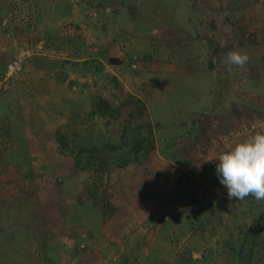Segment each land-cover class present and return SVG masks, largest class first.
<instances>
[{
	"label": "rangeland",
	"instance_id": "rangeland-1",
	"mask_svg": "<svg viewBox=\"0 0 264 264\" xmlns=\"http://www.w3.org/2000/svg\"><path fill=\"white\" fill-rule=\"evenodd\" d=\"M22 48L34 54L4 80ZM230 51L248 62L225 64ZM98 59L113 68L99 72L127 86L103 87L93 102L114 110L91 127L67 117L91 105L68 82L66 93L53 88L54 127H45L44 81H84ZM77 66L79 80L68 75ZM69 92L76 102L64 101ZM260 99L264 0H0V264H237L264 200H229L216 158L260 130ZM149 136L144 158L157 152L166 175L120 156Z\"/></svg>",
	"mask_w": 264,
	"mask_h": 264
},
{
	"label": "clouds",
	"instance_id": "clouds-1",
	"mask_svg": "<svg viewBox=\"0 0 264 264\" xmlns=\"http://www.w3.org/2000/svg\"><path fill=\"white\" fill-rule=\"evenodd\" d=\"M248 60L247 54L230 51L223 62L243 67ZM253 127L260 130L243 140L229 143L216 158L215 171L219 182L227 189L229 200H243L248 196L264 200V123Z\"/></svg>",
	"mask_w": 264,
	"mask_h": 264
},
{
	"label": "crops",
	"instance_id": "crops-1",
	"mask_svg": "<svg viewBox=\"0 0 264 264\" xmlns=\"http://www.w3.org/2000/svg\"><path fill=\"white\" fill-rule=\"evenodd\" d=\"M110 57L113 58V59H118V57L116 55L115 56L114 55H110ZM118 61H120V60L118 59ZM118 61L116 63H118ZM110 62H112V64L115 63V61L113 62L111 60H110ZM92 64H93V67H92V71L90 73V75L92 77L89 76V78H84V81H61V84H60V82H58L56 85H55V82H53V81H44V84H45L44 92H49L51 94V95L45 94V99H44L45 102L47 103L46 106L44 107L45 127L51 126L52 129L54 127V124L52 122V118H53L54 114H53V109H51L52 96H53L54 90H55V89L53 90L54 87L58 89V91H56L57 93H59V92L60 93H66L64 91V88H67L65 86L69 82L70 84H72L74 86L73 90H77L76 96L78 97V99H76V100H82V101H86L85 103H87V102L91 103L90 109L86 110L85 113L81 112V113H76V114L71 113L70 115L67 114V117L75 116V117H83V118H85L86 121H87L86 122L87 123L86 126L89 125L90 127L92 126V119L93 118L95 119L96 117L102 116V114H100L98 110H97L98 112L94 110L96 102H98L100 99L98 98L95 103H93V102L96 100L97 97H99L101 95V92H103V90H104L103 87H109V88L111 87V88H113L114 85L118 84V85H122L126 89L127 86L124 84L123 81H115V78L117 80L118 76L112 70L109 71L110 73H108V71H104L106 74H104L103 72H99L100 71L99 69H101V68L104 69V67L108 68V69L109 68L113 69L111 63H108V62L106 63L105 61H102L101 59H98L97 61H93ZM61 65H63V63ZM77 67H79V66H77ZM63 72H65V73H62L61 76H62V79H65L66 76H67L66 74H67L68 71H64L63 70ZM81 73L82 72H81L80 67H79L77 70H75V73H74V70H70L68 75L70 76V78L71 77H76V79L78 78V80H79L80 77H85V75H82ZM109 74L112 75L113 77H110ZM100 78H102V80H99ZM59 86H60V88H59ZM114 88H115V86H114ZM128 92L131 93L130 95L134 96L133 93L129 89H128ZM69 93L67 94V96L65 95V97H67V99H64V101L70 102V104L72 102H76L74 100L75 98H72V92L70 93L71 95ZM258 101H259V103H258L259 106L264 108V106H263L264 105V100L260 99ZM240 109L239 110L235 109V111L239 112ZM225 116H226V114L224 113L222 116H215V117H220L221 118V117H225ZM60 117L61 116H59V118ZM201 118H204V116H202ZM82 121L85 122L84 119H82ZM62 125H64V121L63 120L60 122V126H62ZM86 128H88V127H86ZM197 130L198 131L202 130L201 129V123L198 126L196 125V129H195L196 132L195 131L194 132L198 133ZM50 132H52V131L50 130ZM34 142H35V145H40L41 147H44L43 149H45V150H50L52 148V147H49L44 140H43V144H42V142H40V141H38V139L36 140L34 138ZM156 146H157V143L155 142V148H156ZM33 148L35 149L36 147L34 146ZM155 156L156 157H153V156L150 157L148 155L146 158L142 157L143 159H142V162H140V163L136 162L135 161L136 159H134L133 162H131V163L134 166H137L138 164L139 165H141V164L146 165L147 163L150 162L149 160H152V162L156 163L155 166L157 167V169L155 171H153L154 173L152 172V174L153 175L155 174L156 176H159L160 174L166 175L164 170L161 171L162 173H160L158 171H159V168L161 167L160 164L164 165V163L166 164L168 162L167 161H163L161 159V156L157 152H155ZM148 157H150V158H148ZM121 172H123V171H121ZM69 175H72V174H69ZM68 181L70 182V180H68ZM146 184L149 185V183H146ZM149 194L150 193L148 192V190H146V192H144V199H146V197H148ZM138 198H140V197H138ZM144 202H146V201H144ZM144 202H143V204L141 202L138 203L140 205V207H145L146 206V205H144L145 204Z\"/></svg>",
	"mask_w": 264,
	"mask_h": 264
},
{
	"label": "trees",
	"instance_id": "trees-1",
	"mask_svg": "<svg viewBox=\"0 0 264 264\" xmlns=\"http://www.w3.org/2000/svg\"><path fill=\"white\" fill-rule=\"evenodd\" d=\"M110 60L113 62L115 61V63L118 61V59H110ZM118 63H119V61H118ZM6 66H7V64H6ZM6 66L4 68V80L10 79V78H5ZM12 78H14V77H12ZM117 87H119V86H117ZM97 105L104 107L102 110H99L100 114H101V112H103L106 109L114 110L112 107L109 106V104L105 100L100 99L98 101ZM134 129H135L134 133L137 136L140 133L141 128L139 127V125H137ZM152 132L153 131H152L151 127L148 125L147 135L148 134L151 135ZM134 133H133V135H134ZM148 138H149V140L147 138H142L141 142H140V140L138 141V140L134 139V144L132 145V147L129 148L128 152H125V155H124V153H123V155L120 154V156L121 157L128 156V154L132 153V155L134 156V159H136L135 160L136 162H138V163L142 162V159H143L142 157H144V153L147 154V152L150 151L151 149H153V147H154L152 144L153 139H151L150 136ZM145 140L148 141L147 144H149V146L147 147V149L143 150L142 149V147H143L142 141H145ZM60 145L62 146V148L67 146V144H65L63 139L60 140ZM94 150H95V147H93V149L91 151H94ZM76 164H77V162H75V166H76ZM91 165H92V162H90V158H89V160H87L83 166L88 167ZM123 166H125L124 163L120 164L118 167H123ZM256 224H261L264 228V214L260 215L257 218ZM249 228L244 229L243 237L239 243L238 250H237V257H238L237 264H264L262 246H260L261 249H259V246L257 245V243H260L263 245V241L261 240L262 236H260L262 232L260 234H252L249 231Z\"/></svg>",
	"mask_w": 264,
	"mask_h": 264
},
{
	"label": "built area",
	"instance_id": "built-area-1",
	"mask_svg": "<svg viewBox=\"0 0 264 264\" xmlns=\"http://www.w3.org/2000/svg\"><path fill=\"white\" fill-rule=\"evenodd\" d=\"M39 49H42V47H39ZM33 51L30 48L20 49L19 53L7 63L5 78L17 77L22 72L24 60L31 57L34 54ZM131 68L135 69V64H131Z\"/></svg>",
	"mask_w": 264,
	"mask_h": 264
},
{
	"label": "water",
	"instance_id": "water-1",
	"mask_svg": "<svg viewBox=\"0 0 264 264\" xmlns=\"http://www.w3.org/2000/svg\"><path fill=\"white\" fill-rule=\"evenodd\" d=\"M263 230H264V228L261 224H256L255 226H252L249 228V231L252 234H260Z\"/></svg>",
	"mask_w": 264,
	"mask_h": 264
}]
</instances>
